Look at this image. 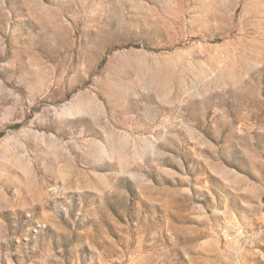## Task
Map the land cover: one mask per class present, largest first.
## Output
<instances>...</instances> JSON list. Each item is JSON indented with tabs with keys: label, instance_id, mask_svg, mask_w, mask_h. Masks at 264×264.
I'll list each match as a JSON object with an SVG mask.
<instances>
[{
	"label": "rangeland",
	"instance_id": "1",
	"mask_svg": "<svg viewBox=\"0 0 264 264\" xmlns=\"http://www.w3.org/2000/svg\"><path fill=\"white\" fill-rule=\"evenodd\" d=\"M0 264H264V0H0Z\"/></svg>",
	"mask_w": 264,
	"mask_h": 264
}]
</instances>
